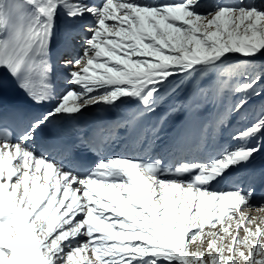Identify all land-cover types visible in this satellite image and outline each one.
Masks as SVG:
<instances>
[{
  "label": "snow or ice",
  "instance_id": "snow-or-ice-1",
  "mask_svg": "<svg viewBox=\"0 0 264 264\" xmlns=\"http://www.w3.org/2000/svg\"><path fill=\"white\" fill-rule=\"evenodd\" d=\"M0 70V264H264V0H0Z\"/></svg>",
  "mask_w": 264,
  "mask_h": 264
},
{
  "label": "rangeland",
  "instance_id": "rangeland-1",
  "mask_svg": "<svg viewBox=\"0 0 264 264\" xmlns=\"http://www.w3.org/2000/svg\"><path fill=\"white\" fill-rule=\"evenodd\" d=\"M177 2H178V0H177ZM221 2H224V0H221ZM246 2H247V0H246ZM256 2L259 3L260 0H256ZM224 79L229 80L230 83L234 82V78L229 77V76H225ZM229 95H230V93H228L226 91L225 96H224V101L220 104V106L216 110L218 113L224 111V106L228 102ZM236 98L237 97H235V96L232 97L233 100ZM259 100H260V98L257 97V98H254L252 101H250L249 109L246 110L247 111L246 118L240 117V116H233L230 119L227 129L223 130L222 135L219 138V140L224 141V145L232 143L228 139L229 132H231L235 128L244 127L248 122H250L252 119H254L255 116L259 113V111H260ZM211 112H212L211 109H205V111L203 113V117L205 119L211 118ZM170 119H174L175 124L179 125L180 122L183 120V117L170 118ZM175 128H176L175 126H170V125L166 124L165 133L168 134L171 131H173ZM253 171L255 173V179H253L251 181V185L256 190V196L253 199V203H256L257 200L259 199V197L261 196V194H264V175H262V173H264V158H258L256 160V162L253 166ZM238 183H240L241 186L244 187L245 189H247V187L249 186V180L247 177L243 178L241 181H238ZM222 185H224V184H221V186ZM224 189L226 190L227 187H225ZM256 210H251L249 212V214L252 215L253 217H256L258 222H264V215H263L264 209H256ZM231 223H232L233 228H235V221H232ZM225 226H227V222L225 223ZM240 235L241 236L243 235L242 231L240 232Z\"/></svg>",
  "mask_w": 264,
  "mask_h": 264
},
{
  "label": "bare ground",
  "instance_id": "bare-ground-1",
  "mask_svg": "<svg viewBox=\"0 0 264 264\" xmlns=\"http://www.w3.org/2000/svg\"><path fill=\"white\" fill-rule=\"evenodd\" d=\"M155 119V118H154ZM177 131V127L171 131L170 133H168L167 135H171L173 133H175ZM120 135H123V131L121 130ZM219 144L224 145V141L223 140H219ZM116 153L122 156H133L136 155V152L134 150H129L127 152L123 151L121 148H117L116 149ZM215 153H210V155H214ZM218 188L224 189L225 187H227L226 185H219L217 186ZM225 190V189H224ZM257 211V210H256ZM264 215V214H263Z\"/></svg>",
  "mask_w": 264,
  "mask_h": 264
}]
</instances>
